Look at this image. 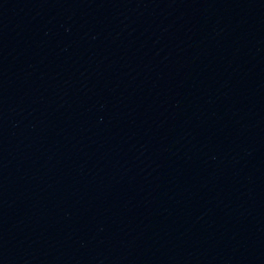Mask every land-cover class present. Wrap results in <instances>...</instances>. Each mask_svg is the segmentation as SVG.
Returning a JSON list of instances; mask_svg holds the SVG:
<instances>
[{
	"label": "water",
	"instance_id": "obj_1",
	"mask_svg": "<svg viewBox=\"0 0 264 264\" xmlns=\"http://www.w3.org/2000/svg\"><path fill=\"white\" fill-rule=\"evenodd\" d=\"M0 264H264V0H0Z\"/></svg>",
	"mask_w": 264,
	"mask_h": 264
}]
</instances>
